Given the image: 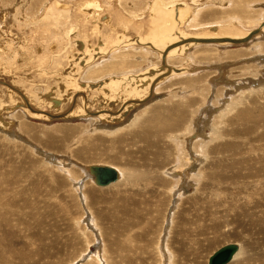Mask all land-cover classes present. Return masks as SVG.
Listing matches in <instances>:
<instances>
[{
  "label": "rangeland",
  "instance_id": "374dc122",
  "mask_svg": "<svg viewBox=\"0 0 264 264\" xmlns=\"http://www.w3.org/2000/svg\"><path fill=\"white\" fill-rule=\"evenodd\" d=\"M54 1L88 2L0 0V264H207L227 243L239 245L227 264H264V0H175L190 7L163 49L207 39L175 32L257 29L242 44L190 45L172 61L161 53L181 74L159 71V53L135 41L150 0H108L122 16L105 27L115 34ZM122 35L132 43L109 44ZM110 36L93 58L88 47ZM133 54L141 60L112 68ZM129 74L113 91L91 86ZM98 166L119 177L97 185Z\"/></svg>",
  "mask_w": 264,
  "mask_h": 264
},
{
  "label": "bare ground",
  "instance_id": "6f19581e",
  "mask_svg": "<svg viewBox=\"0 0 264 264\" xmlns=\"http://www.w3.org/2000/svg\"><path fill=\"white\" fill-rule=\"evenodd\" d=\"M93 1L94 0H88V2H81V1H78V2H76L75 4H74V8H72V9H70V10H73V12H75L76 14H79V12H80V10L81 11H86V12H88L89 14L88 15H81V17H83V19L85 18H87V21L85 22V23H90V25L88 24L87 26H89V28L90 27H93V30H96V28H98V30H101L100 32H99V34H102V31L103 32H105V30H107L108 32H110V33H114V31L113 30H109V29H105V27H107V28H110L111 26H109L110 24H109V21L111 20V18L113 17V16H116L115 15V13L114 12H117L116 10H118V9H112L111 7L110 8H107V6L106 5H108V0H105V2L103 3L101 0H100V2L102 3V5H103V8L105 9L104 10V13H103V15L102 16H99V14L100 13H97L96 12V10H100L101 11V13L103 12L101 9V6H99L98 8H97V6H96V4H94L93 3ZM98 1V0H97ZM112 2H116L117 3V6L119 5V2H120V0H111ZM96 2V1H95ZM139 2V1H138ZM183 2V1H182ZM181 2V3H182ZM189 2V1H188ZM194 2V0H192V3ZM216 2V1H215ZM221 2V1H220ZM69 3V2H68ZM132 3V2H131ZM158 3H159V0H150L149 1V6H148V14H149V16H148V19H147V24H145L146 25V30H145V33H143V34H138L136 37H135V41H136V43L137 44H139V45H141L143 48L146 46V45H148L149 47H151L153 50H155L156 52H158L159 53V59L161 60L162 59V63H163V68H159L158 70L159 71H164V70H168V72L167 73H170V74H178V73H180V72H183V71H185V69H183V68H175V67H173V66H170L169 64L168 65H165V58H163L164 57V54L166 53V52H168V55H167V53L165 54V57L167 56V58H170L171 56H173V55H175L176 53H181V52H183V54H186V53H188V52H190L191 51V48H192V46H198V45H206L207 46V44H219V45H224V44H226V45H230V44H242L243 42H245V41H247L253 34H255V33H257V29L256 30H249V31H241V29H240V27L239 26H236V25H228V28L227 27H220V28H218L217 29V32H215V30H212V32H211V29H202V30H200V31H198V32H192V34L190 33V31L188 32V33H190V34H186V36H184V35H182V34H180V33H178V32H175V34H176V37L179 39V40H181V39H188V38H196V37H194V36H206V38L207 39H189L188 41H179V42H177V43H175L172 47H175V46H178V45H180V46H178V47H175V48H173V49H171L170 51H169V49L171 48H169L168 50H166L167 48H168V46L166 47V49H163L164 47H165V45L166 44H163V40L165 39V37L167 36V33L165 32V30H176L177 29V25L180 27L184 22H183V17L187 14V12H188V8L190 7L188 4H187V2H186V5H182V4H180V2L179 3H177V1H175V0H162V2H161V4L159 5V6H157L158 5ZM211 3V2H210ZM219 3V2H218ZM110 4V3H109ZM133 4H135V3H133ZM198 4H200V3H198ZM222 4V3H221ZM72 5V4H71ZM53 6L54 7H64V13L63 14H65L66 13V16L68 15V11L70 12V10H69V8H70V6H67V5H63V6H61L60 5V3L59 2H57V1H54L53 2ZM82 7V9H81V7ZM121 6V5H120ZM119 6V7H120ZM135 6H136V4H135ZM193 6V5H192ZM202 6V5H201ZM106 7V8H105ZM51 8V7H50ZM93 8H95V9H93ZM194 8V7H193ZM202 8V7H201ZM198 9H199V7H198ZM122 10H123V8H122ZM197 10V9H196ZM107 11H109L110 12V14L111 15H109V16H107L106 18L105 17H103L104 16V14H106V12ZM195 11V10H194ZM5 12V11H4ZM196 12V11H195ZM6 13V12H5ZM76 14H75V16H76ZM198 14V13H197ZM224 14H226V13H224ZM107 15V14H106ZM117 15L119 16H121V13H117ZM3 16V15H2ZM118 16H116V17H118ZM187 16V15H186ZM23 17V16H22ZM71 17H72V15H71ZM122 17V16H121ZM189 17V16H188ZM193 17H194V15H193ZM47 18V17H46ZM74 18V17H73ZM119 18V17H118ZM190 18H192V17H190ZM1 19V18H0ZM82 19V18H81ZM194 19V18H193ZM234 19V18H233ZM71 20V19H70ZM100 20H103V22H101ZM116 20H117V22H119V23H121L122 25H127V29H130V28H137V30L139 29L137 26H139V25H136V24H133L132 23V19L130 20L129 18H126V19H122V21L123 22H125V23H123L121 20L119 21L117 18H116ZM187 20H188V18H187ZM229 20V19H228ZM80 21H82V20H80ZM192 21V20H191ZM233 21V20H232ZM231 21V22H232ZM235 21V20H234ZM55 22H56V20H55ZM77 22H78V20H77ZM111 22V21H110ZM137 22V21H136ZM194 22V21H193ZM135 23V22H134ZM70 24V23H69ZM74 24V23H73ZM199 24V23H198ZM80 25H81V23H80ZM239 25H240V23H239ZM72 26V25H71ZM74 26V25H73ZM77 26V25H76ZM262 26H264V24H262V25H260L259 26V28H261ZM82 27V26H81ZM142 27V26H141ZM196 27H198V26H196ZM229 27H232V28H229ZM70 28V27H69ZM113 28V27H112ZM115 28H117V27H115ZM189 28V27H188ZM201 28V27H200ZM80 29V28H79ZM186 29V28H185ZM226 29H228V30H226ZM69 30V29H68ZM71 30V29H70ZM159 30V31H158ZM86 32V31H85ZM127 32H128V30H127ZM162 34H161V33ZM23 33V32H22ZM69 33V32H68ZM67 33V34H68ZM82 33H83V31H82ZM129 33V32H128ZM138 33V32H137ZM160 33V34H159ZM184 33V32H183ZM74 34H76V32L74 33ZM86 34V33H85ZM115 34V33H114ZM124 34H125V32H124ZM65 35V34H64ZM110 35V34H109ZM216 36V37H218L217 39H213L212 37H210V36ZM111 36H112V34H111ZM111 36L109 37V38H106V39H104L106 42H101V40H100V43H101V45H100V47H98V46H95V47H93L91 50H90V46L88 47V50H89V53L91 54V56L93 57V58H95L96 57V55H99L100 56V52L101 51H103V49H102V46L103 45H105L106 43H107V41H110V39H111ZM128 35H122V36H119L118 38L117 37H114V39L109 43V44H119V43H132V42H129V40H127L128 39V37H127ZM76 37V36H75ZM223 37H226V38H223ZM237 37H238V39H237ZM101 38V37H100ZM252 38H253V36H252ZM130 39V38H129ZM251 39V38H250ZM74 40V39H73ZM80 40V39H79ZM82 40V39H81ZM89 40V39H88ZM172 40V39H171ZM21 41V40H20ZM62 41V40H61ZM92 41V40H91ZM131 41V40H130ZM178 41V40H177ZM14 42V41H13ZM25 42V41H24ZM64 42V41H63ZM87 42H89V41H87ZM99 42V41H98ZM133 42H134V40H133ZM167 42V41H166ZM183 42V43H182ZM75 43V42H74ZM81 43V42H80ZM136 43H134V44H136ZM162 43V44H161ZM17 44V43H16ZM11 45V44H10ZM76 45V44H75ZM78 45V44H77ZM116 45V46H117ZM168 45V44H167ZM190 45H192L191 47H189ZM63 46V45H62ZM72 46V45H71ZM70 46V47H71ZM74 46V45H73ZM93 46V45H92ZM129 46V45H128ZM127 47V46H126ZM133 47V46H132ZM138 47H140V46H138ZM65 48V47H64ZM82 48H83V50H81V51H83L84 52V50H85V48H86V45L83 43V45H82ZM131 48V47H130ZM133 48H135V46L133 47ZM142 48V49H143ZM146 48V47H145ZM62 49V48H61ZM105 49V48H104ZM124 49V48H123ZM126 49V48H125ZM139 49V48H138ZM163 49V50H162ZM54 50H55V48H54ZM133 50V49H132ZM140 50V49H139ZM143 50H145V49H143ZM160 50H162V51H160ZM166 50V51H165ZM58 51V50H57ZM56 51V52H57ZM117 51V50H116ZM148 51V50H147ZM53 52V51H52ZM62 52V51H61ZM150 52V51H149ZM148 52V53H149ZM75 53H77V52H75ZM102 53V52H101ZM109 53V52H108ZM161 53H164V54H161ZM62 54V53H61ZM88 54V53H87ZM105 54V53H104ZM139 54V53H138ZM19 55V54H18ZM73 55H76V54H73ZM83 55V54H82ZM110 55V54H109ZM189 55V54H188ZM79 56V55H78ZM98 56V57H99ZM138 55H135V54H133L132 56H125V57H123L118 63H116V65L114 64L113 66H112V68L115 66L116 68L118 67V68H128V67H130V66H132V64L135 62V61H137V60H141L140 58L138 59V58H136ZM97 57V58H98ZM142 58H144L145 57V55H143V56H141ZM151 57V56H150ZM181 57V56H180ZM200 57H201V55H200ZM76 58V57H75ZM127 58H129V61H127L128 59ZM146 58H148V57H146ZM151 58H153V57H151ZM167 58H166V60H167ZM173 58H175V57H173ZM187 58H188V56H187ZM77 59V58H76ZM75 59V60H76ZM158 59V58H157ZM158 59V60H159ZM178 59L179 58H177V61H178ZM63 60V59H62ZM74 60V59H73ZM154 60V59H153ZM153 60H151V61H153ZM170 60H171V58H170ZM190 60V59H189ZM77 61H80V59L78 58L77 59ZM84 61V60H83ZM92 61V60H91ZM94 61V60H93ZM146 61V60H145ZM149 61V60H148ZM172 61V60H171ZM185 61V60H184ZM170 62V61H169ZM73 62L71 61L70 62V64H72ZM172 63V62H171ZM178 63V62H177ZM43 64V63H42ZM81 64V63H80ZM96 64V63H95ZM140 64V63H139ZM158 64H159V62H158ZM178 64H180V63H178ZM73 65H74V63H73ZM160 65V64H159ZM183 65V64H182ZM154 66V65H153ZM168 66H170V67H173V68H170V67H168ZM110 67V66H109ZM151 67V66H150ZM75 68V67H74ZM84 68V67H83ZM82 68V69H83ZM152 68H155V67H152ZM72 69V68H71ZM98 69V68H97ZM100 69V68H99ZM175 69H178V70H175ZM96 70V69H95ZM95 70H93V71H95ZM44 71V70H43ZM68 71H70V69H66V75H69L68 74ZM93 71H92V75H93ZM98 70H96V72H97ZM157 71V70H156ZM73 72V71H72ZM90 72H91V70H90ZM99 72V71H98ZM152 72H155L154 70L152 71ZM151 72V73H152ZM125 74V73H124ZM150 74V73H149ZM181 74V73H180ZM72 75V74H71ZM76 75V74H75ZM163 75H166V73H164ZM163 75H159V76H157V77H155V78H153V79H151V80H149L148 82L146 81H144L145 83L143 84L144 86H145V88L143 89V87H142V85H141V90L142 91H145V93L146 94H148V89L147 88H150V89H152L151 87H154V85L159 81V79H160V77H162ZM61 76V75H60ZM59 76V77H60ZM74 76V75H73ZM136 75H128V76H117V77H115V78H112V79H107V81H106V83L104 84V83H98V84H92L91 86H93V87H95V88H97V87H99L100 85H103L102 87H105V88H107L108 90H110V91H113V90H115L117 87H118V85H119V83H118V81H120V80H134V77H135ZM156 76V75H155ZM77 77V76H76ZM169 77V76H168ZM76 79V78H75ZM164 79V78H163ZM162 79V80H163ZM45 80V79H44ZM142 80H144V78H142ZM147 80H148V78H147ZM60 81V80H59ZM78 81V80H77ZM101 81V80H100ZM95 82V81H94ZM97 82H99V81H97ZM103 82V81H102ZM122 82V81H121ZM137 82H141V81H137ZM136 82V83H137ZM92 83V82H91ZM135 83V82H134ZM62 84V83H61ZM125 84V83H124ZM89 85V84H88ZM134 85V84H133ZM82 86V85H81ZM90 86V85H89ZM66 87H68V88H73V89H77L78 91L75 93V94H77V93H82V91L80 92V86L78 85V84H76L75 82H72L71 80H70V78H68V82H67V86ZM83 88V87H82ZM88 88V87H87ZM104 88V89H105ZM133 88V87H132ZM59 89V88H58ZM62 89V88H61ZM72 89V90H73ZM84 89V88H83ZM82 89V90H83ZM94 89V88H93ZM106 89V90H107ZM12 90V89H11ZM90 90H91V88H90ZM132 90V89H131ZM135 90V89H134ZM85 91V90H84ZM121 91V90H120ZM153 91V90H152ZM57 92V91H56ZM69 92V91H68ZM86 92V91H85ZM128 92V91H127ZM14 93V92H13ZM95 93V92H94ZM150 93H151V91H150ZM15 94V93H14ZM92 94H93V92H92ZM71 95H72V97L74 96L73 95V93H71ZM71 95H70V97H71ZM94 95V94H93ZM110 95V94H109ZM58 96V95H57ZM89 96V95H88ZM111 96V95H110ZM69 97V96H68ZM101 97H104V96H101ZM108 97V96H107ZM61 98V97H60ZM59 98V99H60ZM78 98V97H77ZM80 98V97H79ZM118 98V97H117ZM143 98V97H142ZM91 99V98H90ZM104 99H106V98H104ZM119 99V98H118ZM134 99V98H133ZM12 100V99H11ZM73 100V99H72ZM144 100V99H143ZM22 101V100H21ZM54 101H58V100H54ZM78 101V100H77ZM85 101V100H84ZM99 101V100H98ZM103 101V100H102ZM74 102V101H73ZM73 102L71 103V101H70V104H72L73 105ZM92 102V101H91ZM104 102V101H103ZM136 102V101H135ZM12 103V102H11ZM17 103V102H16ZM57 103V102H56ZM94 103H96V101L94 102ZM108 103V102H107ZM128 103V102H127ZM57 104H60V102L58 101V103ZM85 104V103H84ZM92 104V103H91ZM10 105V104H9ZM16 105V104H15ZM77 105V104H76ZM75 105V106H76ZM87 105V104H86ZM90 105V104H89ZM88 105V106H89ZM98 105H100V104H98ZM102 105V104H101ZM105 105V104H104ZM75 106H74V108H75ZM126 106H127V104H126ZM138 106V105H137ZM79 107V106H78ZM81 107V106H80ZM91 107H93V106H91ZM106 107V106H105ZM4 108V107H3ZM82 108V107H81ZM104 108V107H103ZM128 108V107H127ZM126 108V109H127ZM5 109V108H4ZM73 109V108H72ZM77 109V108H76ZM104 110V109H103ZM131 110V109H130ZM101 111V110H100ZM116 111V110H115ZM70 112V111H69ZM81 112V111H80ZM91 112V111H90ZM103 112V111H102ZM31 113V112H30ZM34 113V115H35V112H33ZM36 113H40L41 115H45V116H47L49 119L50 118H52L53 116H50L49 114H47V113H45V112H43V111H36ZM71 113V112H70ZM73 113V112H72ZM97 113V112H96ZM115 113V112H114ZM121 113L122 114H124L125 113V111H121ZM64 114V113H63ZM68 114V113H67ZM108 114V113H107ZM110 114V113H109ZM37 115V114H36ZM60 115H62V114H60ZM66 115V114H65ZM68 115H70V114H68ZM94 115V114H93ZM73 116H75V115H73ZM78 116V115H77ZM80 116V115H79ZM103 116V115H102ZM115 116V115H114ZM122 116V115H121ZM86 117V116H85ZM95 117V116H94ZM97 117V116H96ZM105 117V116H104ZM110 117V116H109ZM116 117V116H115ZM40 118V117H39ZM53 118H58L57 116L55 117H53ZM62 118V117H61ZM109 119V118H108ZM176 119V118H175ZM110 120V119H109ZM0 121H1V119H0ZM149 121H151V119L149 118ZM107 123V122H106ZM177 123V122H176ZM24 126V125H23ZM27 126V125H26ZM27 128V127H26ZM187 161V160H186ZM190 161V160H189ZM183 162V161H182ZM188 162V161H187ZM215 162V161H214ZM232 165V164H231ZM99 167H105V168H110L112 171H113V174H114V176L112 177V179L109 181V182H107L106 184H103V185H101V184H99L98 183V181H97V170H98V168ZM213 167V166H212ZM192 169V168H191ZM168 173H169V171H167ZM177 175H180V174H177ZM181 176H183V175H181ZM119 177V175H118V173H117V171L114 169V168H112V167H108V166H98V167H96L95 168V181H96V183H97V185H99V186H106V185H108L109 183H112V182H115L116 180H117V178ZM151 180V179H150ZM175 181V180H174ZM132 235H133V233H132ZM227 244H236V246H237V251L232 255V258H231V260L233 259V257H235V255H237L236 253L239 251V245L237 244V243H227ZM226 245V244H225ZM224 246V245H223ZM221 247V246H220ZM219 247V248H220ZM218 249V248H217ZM216 249V250H217ZM214 252V251H213ZM212 252V253H213ZM209 258V257H208ZM230 260V261H231ZM207 261H208V259H207ZM229 261V262H230ZM228 262V263H229ZM208 264V263H207ZM227 264V263H226Z\"/></svg>",
  "mask_w": 264,
  "mask_h": 264
},
{
  "label": "water",
  "instance_id": "95a60500",
  "mask_svg": "<svg viewBox=\"0 0 264 264\" xmlns=\"http://www.w3.org/2000/svg\"><path fill=\"white\" fill-rule=\"evenodd\" d=\"M114 176L110 168L99 167L97 170V181L103 185L109 182ZM237 251L236 244H226L215 250L208 258V264H226L232 255Z\"/></svg>",
  "mask_w": 264,
  "mask_h": 264
},
{
  "label": "crops",
  "instance_id": "0c3cea01",
  "mask_svg": "<svg viewBox=\"0 0 264 264\" xmlns=\"http://www.w3.org/2000/svg\"><path fill=\"white\" fill-rule=\"evenodd\" d=\"M93 3H94V4H96V6H97V8H98V5H97V3H96L95 1H93Z\"/></svg>",
  "mask_w": 264,
  "mask_h": 264
},
{
  "label": "flooded vegetation",
  "instance_id": "af4514ba",
  "mask_svg": "<svg viewBox=\"0 0 264 264\" xmlns=\"http://www.w3.org/2000/svg\"><path fill=\"white\" fill-rule=\"evenodd\" d=\"M81 9H82V7H81ZM93 9H95V8H93Z\"/></svg>",
  "mask_w": 264,
  "mask_h": 264
}]
</instances>
